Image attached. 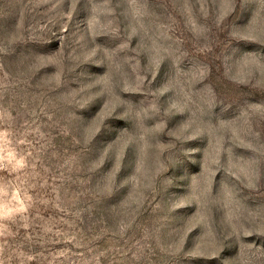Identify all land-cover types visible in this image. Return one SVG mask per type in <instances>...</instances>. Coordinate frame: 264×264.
Wrapping results in <instances>:
<instances>
[{"label":"rangeland","instance_id":"rangeland-1","mask_svg":"<svg viewBox=\"0 0 264 264\" xmlns=\"http://www.w3.org/2000/svg\"><path fill=\"white\" fill-rule=\"evenodd\" d=\"M0 212V264H264V0H0Z\"/></svg>","mask_w":264,"mask_h":264},{"label":"clouds","instance_id":"clouds-1","mask_svg":"<svg viewBox=\"0 0 264 264\" xmlns=\"http://www.w3.org/2000/svg\"><path fill=\"white\" fill-rule=\"evenodd\" d=\"M16 163L20 167L23 166V160L22 159L18 160ZM6 218H8V217L6 215H4L2 212H0V219H6Z\"/></svg>","mask_w":264,"mask_h":264}]
</instances>
